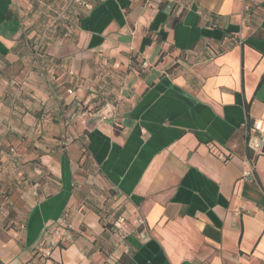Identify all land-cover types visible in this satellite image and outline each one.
<instances>
[{
  "label": "crops",
  "instance_id": "obj_1",
  "mask_svg": "<svg viewBox=\"0 0 264 264\" xmlns=\"http://www.w3.org/2000/svg\"><path fill=\"white\" fill-rule=\"evenodd\" d=\"M64 1L0 0V264H264V0Z\"/></svg>",
  "mask_w": 264,
  "mask_h": 264
},
{
  "label": "built area",
  "instance_id": "obj_2",
  "mask_svg": "<svg viewBox=\"0 0 264 264\" xmlns=\"http://www.w3.org/2000/svg\"><path fill=\"white\" fill-rule=\"evenodd\" d=\"M75 2H79V0H75ZM86 8H88V5H85ZM208 55L209 56H214L216 55V52L213 51L212 49H208ZM143 66H146V64H143ZM68 94H72L71 90L67 91ZM77 110H83V106L77 104L76 105ZM76 111L73 110L71 111L67 118L68 121H72L75 118ZM113 114V109L111 105L105 104L102 109L97 113L99 120L104 121L108 118H110ZM252 130L253 133L250 135H247L246 140H245V146L248 151H250L253 156H264V120H255L252 124ZM217 157L222 161L225 162L227 161V157L223 154H217ZM250 163V169L247 170L246 172L243 173L244 177H249V178H254V165L251 160H249ZM125 224V220L123 217L119 216L115 222H114V229L116 233H120L122 230V227ZM143 222H140V225H142ZM65 223L61 222L60 226H64ZM59 229L55 231L56 234H58ZM47 238V237H46Z\"/></svg>",
  "mask_w": 264,
  "mask_h": 264
},
{
  "label": "rangeland",
  "instance_id": "obj_3",
  "mask_svg": "<svg viewBox=\"0 0 264 264\" xmlns=\"http://www.w3.org/2000/svg\"><path fill=\"white\" fill-rule=\"evenodd\" d=\"M71 3L74 4V6H72V5L70 6V5H68L67 2H65L64 6H58V7L53 8V9H56V11H57L53 14V17H54V15L56 16V18H61L63 16L67 17V14H69L68 11H73L75 9V7L78 8V5H80V6L82 5L81 0H79L78 3L75 2V0H71ZM35 25H36L35 28H37L38 33L41 34V37H42V33H44V32L47 33L48 31L53 30L56 27V23H53L49 17L45 18L44 22H42L40 24H35ZM65 25L67 26L68 24H65ZM118 217L119 216L116 215V216L112 217V220L115 222V220Z\"/></svg>",
  "mask_w": 264,
  "mask_h": 264
},
{
  "label": "trees",
  "instance_id": "obj_4",
  "mask_svg": "<svg viewBox=\"0 0 264 264\" xmlns=\"http://www.w3.org/2000/svg\"><path fill=\"white\" fill-rule=\"evenodd\" d=\"M206 56H207V54H206ZM83 108H84V106H83ZM129 262H130L129 260H125V259L122 260V264H129Z\"/></svg>",
  "mask_w": 264,
  "mask_h": 264
}]
</instances>
